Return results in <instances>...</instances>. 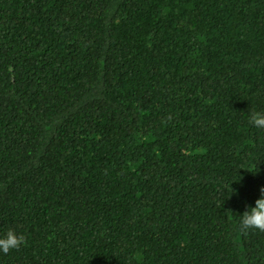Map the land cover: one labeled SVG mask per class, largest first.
I'll return each instance as SVG.
<instances>
[{
	"label": "trees",
	"instance_id": "1",
	"mask_svg": "<svg viewBox=\"0 0 264 264\" xmlns=\"http://www.w3.org/2000/svg\"><path fill=\"white\" fill-rule=\"evenodd\" d=\"M254 111L264 0H0V264H264Z\"/></svg>",
	"mask_w": 264,
	"mask_h": 264
},
{
	"label": "clouds",
	"instance_id": "2",
	"mask_svg": "<svg viewBox=\"0 0 264 264\" xmlns=\"http://www.w3.org/2000/svg\"><path fill=\"white\" fill-rule=\"evenodd\" d=\"M249 123L256 128H264V112L254 111L249 115ZM231 192L233 190L231 189ZM234 227L240 233L248 231L264 232V186L259 188V195L252 205L245 204L244 211L237 215ZM25 237L9 227L0 233V253H9L21 247Z\"/></svg>",
	"mask_w": 264,
	"mask_h": 264
}]
</instances>
